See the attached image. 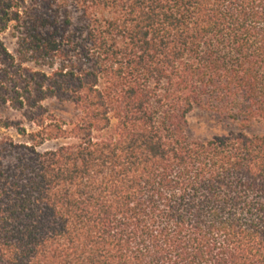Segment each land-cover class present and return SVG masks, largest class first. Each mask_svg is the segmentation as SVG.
<instances>
[{
  "label": "trees",
  "instance_id": "16d2710c",
  "mask_svg": "<svg viewBox=\"0 0 264 264\" xmlns=\"http://www.w3.org/2000/svg\"><path fill=\"white\" fill-rule=\"evenodd\" d=\"M8 104L0 264H264V0H0Z\"/></svg>",
  "mask_w": 264,
  "mask_h": 264
},
{
  "label": "rangeland",
  "instance_id": "374dc122",
  "mask_svg": "<svg viewBox=\"0 0 264 264\" xmlns=\"http://www.w3.org/2000/svg\"><path fill=\"white\" fill-rule=\"evenodd\" d=\"M3 38L4 42L9 47H12V31H8L6 34H4ZM55 109L59 112L61 117L66 119H71L74 114L72 107H56ZM21 119L20 113L13 110L10 104L0 105L1 121H16ZM25 126L29 132H32L36 129L28 122L25 123ZM232 131L234 132L235 128L229 122L224 121L218 114L212 111L198 108L195 109V111L192 112L188 117V133L191 138L196 140H208L215 136L224 135ZM4 136L13 137L18 142L24 141V138L19 135L17 130H6L0 127V137Z\"/></svg>",
  "mask_w": 264,
  "mask_h": 264
}]
</instances>
